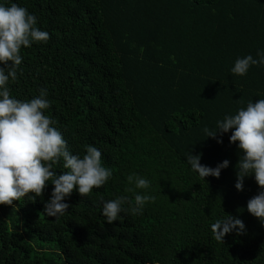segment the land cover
Masks as SVG:
<instances>
[{
	"label": "trees",
	"instance_id": "1",
	"mask_svg": "<svg viewBox=\"0 0 264 264\" xmlns=\"http://www.w3.org/2000/svg\"><path fill=\"white\" fill-rule=\"evenodd\" d=\"M12 3L50 38L21 46L11 97L46 89L44 113L69 151L82 158L96 147L112 175L87 196L74 189L62 216L44 212L51 181L34 200L0 204V264H264V226L246 207L260 189L253 176L234 187L243 153L229 143L233 130L215 139L203 131L264 99V65L231 72L238 58L264 54V0H0ZM188 152L229 166L202 179ZM53 170L68 171L62 160ZM137 194L155 200L107 222L103 202ZM227 215L245 234L222 243L211 225Z\"/></svg>",
	"mask_w": 264,
	"mask_h": 264
},
{
	"label": "clouds",
	"instance_id": "2",
	"mask_svg": "<svg viewBox=\"0 0 264 264\" xmlns=\"http://www.w3.org/2000/svg\"><path fill=\"white\" fill-rule=\"evenodd\" d=\"M37 17L27 9L17 5L0 4V204L9 205L13 201L28 196L34 200L43 194L47 182L51 181L53 190L44 205V212L49 217L64 215L70 207L65 203L74 189L81 196H87L93 188H99L111 177L112 171L102 166V153L94 146L86 147V154L81 158L73 155L61 132L53 127L55 121L45 115L50 107L47 90L40 89L39 95L31 100L21 101L12 98L7 87L9 80L17 79V70L22 63L21 46L29 47L33 42H47V31L38 27ZM264 65V54L257 52V58L247 55L238 58L231 72L244 76L250 66ZM232 129L229 143L238 142L243 153L236 168L235 189L243 190L244 178L253 176L260 191L247 201V211L258 218L264 226V99L249 102L246 108L239 109L235 115H226L217 121L215 130L205 127L206 137L216 138ZM217 143L222 140L217 139ZM62 160L68 171L57 175L53 165ZM200 154L188 152L187 163L199 177L219 178L221 170L229 166L224 160L216 167H208L200 162ZM135 180L136 188L146 189L149 181L135 175L128 177ZM155 196L137 194L134 203L126 196L103 202L102 214L108 223L114 222L121 212L130 211L141 214L144 204L154 201ZM127 203L129 208L122 206ZM216 241L223 243L226 234L233 231L236 235L245 234L243 221L232 215L218 219L211 225Z\"/></svg>",
	"mask_w": 264,
	"mask_h": 264
}]
</instances>
